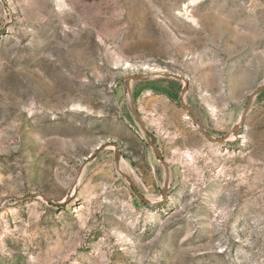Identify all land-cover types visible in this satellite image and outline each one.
Wrapping results in <instances>:
<instances>
[{"label": "rangeland", "instance_id": "obj_1", "mask_svg": "<svg viewBox=\"0 0 264 264\" xmlns=\"http://www.w3.org/2000/svg\"><path fill=\"white\" fill-rule=\"evenodd\" d=\"M263 84L264 0H0V264H264Z\"/></svg>", "mask_w": 264, "mask_h": 264}, {"label": "water", "instance_id": "obj_2", "mask_svg": "<svg viewBox=\"0 0 264 264\" xmlns=\"http://www.w3.org/2000/svg\"><path fill=\"white\" fill-rule=\"evenodd\" d=\"M169 76H172V77H174V78H176V79H181V76H180V75H177V74H169ZM145 78H146V75H145V74H137V75H130V76H127V77H126L127 85H129L128 82H129L130 80H140V79H145ZM184 81H185V86L187 87V84H188V83H187V81H186L185 79H184ZM263 90H264V84L261 85L260 87L256 88L254 91L251 92V94H250V96H249V98H248V100H247V103H246V107H245L244 113H243V115L241 116L239 122H238V123L234 126V128H233V132H234V133H236V131L238 130L239 126L243 123V121H244V119H245V116H246V113H247V111H248V109H249L250 103H251V101H252L253 96H255L257 93H259V92H261V91H263ZM183 93H184V91H183ZM183 93H182V94H183ZM180 105H181L182 107H184V108L188 111V113H189V115L191 116L193 122L197 125L199 131L201 132V134H202L204 137H206L207 139H209V140L212 141V142H217V143H223V142H225V141L227 140V137H228L227 135H225L224 137H220V138H214V137H211V136H210V135L204 130L202 124L200 123L199 119L197 118V116H196L194 110L192 109V107H190L189 105H186V104L184 103L182 97H181V99H180ZM132 110H133L134 114L136 115V118L138 119V121H139V123H140V119H139V117H138L137 111H136V109H135L133 103H132ZM140 125H141L142 129H144V126H143L142 124H140ZM146 141H147V143H148V144L154 149L156 155L160 158L161 156H160V153H159L158 148L152 143V141L150 140V138H149V136H148L147 134H146ZM101 149H102V147H98V148L96 149V151H95L93 154L89 155V156L86 158V161L92 159V158L94 157V155H96ZM127 179H128V178H127ZM128 180H129V179H128ZM129 181H130V180H129ZM130 183H131V182H130ZM131 184H132V183H131ZM134 191H135L136 195H138V196L140 197V199H142L144 202H148L147 199H145L144 197H142V196H141L136 190H134ZM22 198H23V197H22ZM46 200H48V199H46ZM4 201H5V200L1 201V202H0V205H1ZM48 201H49V200H48Z\"/></svg>", "mask_w": 264, "mask_h": 264}, {"label": "bare ground", "instance_id": "obj_3", "mask_svg": "<svg viewBox=\"0 0 264 264\" xmlns=\"http://www.w3.org/2000/svg\"><path fill=\"white\" fill-rule=\"evenodd\" d=\"M229 138H231V139H233L234 138V136H233V134L231 133V134H229Z\"/></svg>", "mask_w": 264, "mask_h": 264}]
</instances>
